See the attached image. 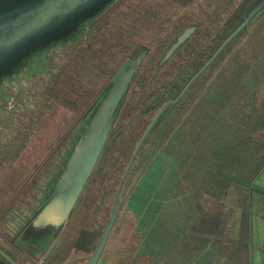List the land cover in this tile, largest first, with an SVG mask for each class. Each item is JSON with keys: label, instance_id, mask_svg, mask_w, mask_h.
Instances as JSON below:
<instances>
[{"label": "rangeland", "instance_id": "obj_1", "mask_svg": "<svg viewBox=\"0 0 264 264\" xmlns=\"http://www.w3.org/2000/svg\"><path fill=\"white\" fill-rule=\"evenodd\" d=\"M182 1L184 2V0ZM184 4L185 6L181 0H126L118 7L113 4L100 17L107 15L112 18L109 21H100L98 32L92 30L81 34L80 39L83 45L72 56L75 58L74 61L66 64L69 61L68 58H72L69 56L70 51H66L64 47H59L60 49L53 47L46 54L45 63L38 66L37 74L22 78L20 83H15L6 89L7 94L0 101V245L14 258L16 255L9 248L7 239H11V236L28 217L27 205L31 204V211L33 210L31 199L36 195L35 199L37 200L38 196H42L43 192L55 182V178L63 167L70 148L83 126V114L86 108L99 90L107 84L121 65L122 60L129 55L128 51L133 50L139 42L143 46H147L148 52H151L149 49L152 44L158 45V49L162 50L165 44L161 46L159 41L165 39L169 33H173L177 25L169 27L170 24L165 22L168 18L179 21L176 19L179 16L186 17L188 15L187 18L192 16L201 22V33L214 30L215 25L225 20L228 7L233 9L238 1L190 0L189 2L185 1ZM147 12H150L151 16ZM260 14L258 23L249 31L253 32L252 38H256L264 46V17L262 12ZM249 31L239 36L222 55L220 62H215L211 68L213 69L219 62L220 70L222 69L224 74H229L235 69L242 70L243 74L239 79L240 87L244 83L254 84L252 78L245 79L248 76V71L251 68L252 70L260 69L259 75L264 65V61L260 65L252 63L253 58H258L260 53L263 54V51L261 48L253 50ZM194 36L197 40L200 37ZM90 43L92 44L90 45ZM160 50L150 53L144 63L143 72L129 89L123 107L125 111L123 112L122 107L120 108L121 111L114 123L118 135L109 151L111 157L101 161V167L97 174L99 182L89 185L88 197L92 198L94 195L93 188L95 193L98 192L96 196L98 198L96 205H98L93 214L94 219L108 220L110 208L121 182L117 203L121 202V205L126 209L121 221L135 222L132 210L136 209L140 215L139 220H148L150 217H147V209L150 207L155 213L156 210L159 214L165 212L171 230L176 231L180 220H178L179 214L183 216L180 205L175 203V206L171 205L177 193L176 188L181 187L184 191L183 194L188 195H191L192 192L198 195L208 189L211 191L218 189L217 183L220 182L218 175L226 171H224L223 163L215 162L216 157L221 156L225 151L234 156L236 149L240 146V154L246 158V156L248 157L247 152L258 148V145L264 141L262 125L264 110H262L261 116L259 112L260 109H264V84L258 85L257 90L253 93L246 90V87H241V90L239 86V89L237 88L239 90L237 95L240 98L244 97L249 102L248 112L246 116L242 117L243 120L250 126H259L254 132L245 130L246 127L242 123L239 131H233L232 135L230 134L226 139L221 136L220 142L208 136L204 139L205 142L214 144V146L209 147L205 157H200L198 149L194 155L193 147L195 145H193L187 157L171 155L161 157V154H158V149H154L147 158L153 142L151 139L140 146L122 180L123 163L127 161L123 155L127 151L126 146H129L133 138L139 137L155 111L159 109V105L150 108L157 91L164 84V80L159 79L158 72L164 70V77L168 69L173 70L172 66L168 68L166 66L157 73L155 72V62L161 54ZM71 64L75 65L73 69L70 67ZM61 65L63 66L58 70ZM202 80L203 78L198 80L195 87L203 83ZM191 94L192 92L187 96ZM193 96H196L195 93ZM230 97L228 98L230 99ZM186 106L187 103L184 100L180 102L176 112L170 118L168 127L175 124ZM254 110L255 112H252ZM220 111H222L221 108L217 109L216 113ZM222 113L225 114L224 111ZM179 140L175 143H178ZM217 144H222V146L215 147ZM235 173L238 178H241L239 173ZM245 181L239 182L242 184ZM251 181L264 185V160L259 165L257 172L251 175ZM222 183L224 186L227 181L222 179ZM101 185L103 189L99 188ZM134 188L135 190H133ZM153 189H157V195H148ZM162 196L165 198L163 199ZM204 196L202 194L200 199ZM221 197L224 198V196L212 195L209 202L203 198L199 205L205 211L221 213L222 230L225 236H232L234 232H238L240 212L242 218L248 212L253 251L251 264H258L257 250L264 248V195L256 190H253L252 193L249 189L235 190L230 206L232 210H224L219 206L218 201L221 200ZM145 198L146 201L148 200V205L144 201ZM246 198H248L249 210L245 206ZM231 220L234 224L233 227ZM127 225L129 224L127 223ZM231 229L233 230L231 231ZM243 231L242 223L241 234H244ZM32 234L25 233L22 240L18 242L28 253L37 255L47 247L51 238L39 239ZM122 238L126 239L127 234ZM111 240L113 239L111 238ZM122 242L121 239L118 243L122 244ZM183 242L187 244V247H192L191 240L184 237ZM148 245H150L149 242H147V248ZM208 261L215 263L212 259ZM232 263L236 264L234 261ZM179 264L187 263L181 259Z\"/></svg>", "mask_w": 264, "mask_h": 264}, {"label": "water", "instance_id": "obj_2", "mask_svg": "<svg viewBox=\"0 0 264 264\" xmlns=\"http://www.w3.org/2000/svg\"><path fill=\"white\" fill-rule=\"evenodd\" d=\"M125 1L126 0H0V90H2L0 92V101L3 96L7 94V88L15 85V83H20L22 78L37 74L38 66L45 63L46 54L53 47H64L66 51H70V57L75 55L76 51L83 45L80 39L81 34L92 30L98 32L100 21H109L112 18L107 17V15L100 18L106 10L113 4L115 7H118ZM185 1L189 2L190 0H184V2ZM237 1L238 4L233 9L228 7L225 13V16L227 15L225 20L215 25V29L207 33L200 32L201 22L192 16L190 18H187L188 15L186 17H178L184 24L183 30L180 31L171 42L168 41L166 43L167 46H163L164 48L160 50L161 54L155 62V72H157V70L164 67H161L162 65L170 61L173 57V60L169 63V65L173 67V70L169 71V74L167 73L168 75L166 74L163 78L164 84L157 91L156 97L150 105V108L159 105V109L139 137L132 152L131 159L135 156L140 146L152 139L151 151L147 155V158H149L160 139V135L167 120L180 104L183 97L198 82L200 76L222 57L239 36L256 26L261 12L264 17V0ZM181 2L185 6L182 0ZM249 32L253 50H259V48H261L263 51V54L260 53L258 58H253L254 60L252 62L260 65L264 61V46H262L260 41L256 38H252V31ZM194 35L200 36L199 39L197 40ZM191 41L193 42L190 43ZM91 44L92 43H90V45ZM146 51L147 46H144L143 50L138 55L133 54L128 56L109 79L102 91L86 108L83 114L84 123H82L83 126L81 125L82 128L80 133L72 144L71 150L67 155L68 157L55 178L56 180L53 182L50 191V187L48 188L49 195L42 204V206L46 205L44 211H46L47 214L41 213L39 218H36L37 221H40L39 224L43 223L45 219H49L53 223L57 219L58 222L68 215L83 185L86 184L91 174L110 151L118 135L116 128H114L116 114L123 102L125 93L131 84L133 76L138 71L139 64L144 58ZM68 60L66 64H70L75 58H68ZM62 66L63 65L59 66L58 70ZM262 67L259 75L258 71H260V69L252 70L251 68L245 79L250 77L255 83H244L241 87H246V90L253 93L257 90L258 85L264 84V65ZM249 80L251 81V79ZM238 89L221 109L225 114L222 113V111L217 114L214 121L208 127L204 137L195 145L194 155L198 149L197 152L200 157H205L209 147L214 146V144H207L205 142L206 140L204 139L208 138V136L220 142L221 136H224L226 139L230 134L232 135L233 131H239L240 127H236L242 123L246 127L245 130L254 132L259 128L257 125H248L242 118L246 116L249 107V102L245 98L241 99V101L237 100L235 101L236 104H233L234 100H232V98L240 97L237 95ZM237 104L239 106H235ZM227 109H232L234 111L233 114L229 113L231 118L226 117ZM262 110L264 109H260L259 111L260 116ZM252 112H255V110ZM223 122L224 124L222 125ZM262 125L264 127V117H262ZM235 137L237 138V135ZM220 146H222V144H217L215 147ZM258 146V148L247 152L246 154L248 157L246 156V158L243 159L240 154V146L236 149L235 155H237V157H235V155H229L227 151L219 156L221 159L216 157L215 162L223 163L224 171H226L218 175L220 182L217 183L219 188L222 189V187L225 186L226 189L222 191L224 198L222 199L221 197V201H218L222 209L232 210L230 206L232 204L234 191H238L240 188L249 189L251 193L253 190H256V192L264 195V185L251 181V175L257 172L259 165H261L264 160V141ZM235 166L242 171V173L240 171L237 172L240 174L239 177L241 178H238L235 175L236 173H232V168ZM226 167L229 168L226 169ZM126 172L127 168L124 171L123 177ZM222 179L227 181V184L224 186ZM239 181L245 182L241 184ZM221 189L216 191L220 192ZM176 190L177 193L175 194V198H180L179 194H182L183 189L178 187ZM117 197L118 192L115 196L110 219L95 250L88 255L87 264L98 263L121 205V202L117 203ZM247 201L248 198H246L245 206L249 210ZM192 208L193 206L189 198L186 197L183 209L181 207L183 219H185L186 222H188L192 216ZM56 214H59L61 217L57 218L55 216ZM232 220L231 225L233 227L234 224H232ZM239 220L238 232H234L232 236H225L223 233L219 239L244 244L247 247L248 254L246 264H251L253 251L248 212L247 234L244 238L241 234V224L243 221L241 212ZM40 225L41 230L47 227L42 224ZM232 230L233 229H231V231ZM185 237L191 241L194 239L200 244L202 248L200 254L202 255L199 254L200 258H198V256L196 258L199 264H233L232 261L223 258L219 251L210 246L207 241L209 238L208 236L206 237L201 234L189 232ZM263 249L264 248L257 250L258 264H264ZM192 251L193 247H187V244L183 242L180 250L176 252L181 253L185 257L187 264H192V260H190L191 262L187 261L189 258H192ZM177 256H179V254H177ZM0 258L1 264H18L1 248ZM209 259L214 260L215 263H209Z\"/></svg>", "mask_w": 264, "mask_h": 264}, {"label": "flooded vegetation", "instance_id": "obj_3", "mask_svg": "<svg viewBox=\"0 0 264 264\" xmlns=\"http://www.w3.org/2000/svg\"><path fill=\"white\" fill-rule=\"evenodd\" d=\"M106 35L108 36L107 33ZM143 48L138 49V50L130 49L128 51L129 55H127V57L133 54L138 55L143 50ZM127 57H125V59L122 60V63L127 59ZM147 57H148V51H146L142 61L145 58L147 60ZM166 66L168 68L171 65L167 64L164 67ZM143 68H144V62L139 64L138 71L133 76L131 84L129 85L128 90L125 93L123 101H125V98L128 97L127 94H129L128 92H129L130 87L132 86V83L135 82V79L143 72ZM169 71L170 69H168L165 72V74H167ZM163 73H164V70H162V72L160 71L158 72L159 79L163 80L164 78ZM105 86L106 84L99 90L96 96L102 91V89ZM122 103L120 107L122 106ZM120 107H119V111H120ZM156 112L157 111H155V113ZM131 155L129 156L126 163L124 164V169H123L124 171L126 168L128 171L131 163L135 159V156L132 157L131 159ZM99 165L97 166L96 170L91 174L86 184L83 185V188L81 192L79 193L78 198L76 199L75 203L73 204L71 210L69 211L66 217H63L58 222L56 219L54 223L50 221L49 219H45L43 223H40V224H42L43 226H47V227L41 230L40 229L41 225L39 224L40 221H37L36 218H39L41 213L47 214V212L44 211L46 208V205L42 206V204L47 199V196L49 195V193H48V190L44 191L42 196H38L37 200L35 199L36 197L35 195V197H33L30 201L31 203L33 202V207H34L33 210L31 211V207H32L31 204L30 206L27 205L28 210H26V212H28V217L25 219L21 227H19V229L11 236V239L10 240L7 239L9 248L13 250L12 252L15 253L16 258L10 255L4 249L3 246L0 245V248L3 251H5L6 254L11 256L18 264H65V263L66 264H87L88 255L92 253V252H89L88 250L89 247L92 246L91 244H89V242L92 241L91 243H96V246H97L103 234V231L110 219L112 208H113V203H114V202L112 203V207L110 208V214H109L108 220H105L103 218L102 220H98L97 218L94 219L93 214L95 213L96 206L98 205V204L96 205V202L98 200L96 196L98 192L95 193L94 192L95 189L93 188L92 193L94 195L92 196V198H89L88 197V187L90 184H95L99 182L98 178L96 179V181H93L91 179L93 174L97 172ZM124 171H123V174H124ZM124 177H122V180L124 179ZM51 186L49 188V191L51 189ZM120 187H121V182L117 189L118 197H119V193L121 190ZM99 188L103 189V186L101 185ZM133 190H135V188ZM118 197H117V202H118ZM125 211H126L125 206L120 205L118 212L116 214V218L112 225L111 231L109 233L108 239L106 241V244L104 246V249L101 253V256L97 264H142L143 253L136 252L138 249L141 250V248L143 247V245L138 244V242L140 241V233L134 221H129V222L121 221L122 215ZM103 214L101 215L102 217H103ZM55 216L57 218L61 217L59 214H56ZM127 223L129 225H127ZM133 228H136V229H133ZM25 233L35 235L39 239L48 237V238H51V240L49 241L47 239V241H49V243L47 244V247L41 250L39 254L32 255L28 253L26 249L18 242L19 240H22L23 235ZM126 234H127V238L123 239L122 237H126ZM130 234L132 235L130 236ZM111 238L113 240H111ZM121 239L123 240V242L122 244H119L118 242H120ZM149 255L150 254L148 253V256ZM153 256L154 254L152 253V257ZM166 256H168L167 253H166ZM0 264H1V258H0ZM148 264H153V260Z\"/></svg>", "mask_w": 264, "mask_h": 264}, {"label": "trees", "instance_id": "obj_4", "mask_svg": "<svg viewBox=\"0 0 264 264\" xmlns=\"http://www.w3.org/2000/svg\"><path fill=\"white\" fill-rule=\"evenodd\" d=\"M147 13L151 16L150 12ZM176 19L179 20L180 23L179 21L176 20H169V18L165 20L166 23L170 24L169 27L174 26L175 24L177 25L176 28L173 27L174 31L173 33L171 32L172 35L171 33H169V35L166 37L168 38V40H165L166 39L165 38L159 41V44H161V46L163 44L166 45V43H164L166 41L171 42L172 39L180 31L183 30L184 28L183 22L178 18ZM173 28L170 30L172 31ZM136 45L137 46L134 48V50H138L144 47L141 42L137 43ZM158 47H159L158 45L152 44L149 50H151L152 53L154 51L158 52L160 50V48L158 49ZM151 52H148V56H150ZM221 59L222 58L218 59L217 61L220 62ZM172 60L173 57L172 59H170V61H168L161 67L171 63ZM145 61L146 58L142 62L145 63ZM219 62L214 66L213 69H211L214 65L212 64L205 71V73H203L200 76L199 80L203 78L202 80L204 81L203 83H201L198 87H195L194 85L189 90V92L183 97L181 101L184 100V102L187 103V106L185 110L179 115L178 120L175 122V124L173 126L168 127L170 123V118L176 112L177 108L173 111V113L167 120L160 135V139L155 147V150L158 149L159 151L158 154H161V157L164 155L167 156L171 155L174 157H187L191 152L192 146L200 142V140L206 134L208 127L214 121L215 117L218 114V112L216 113L217 109L219 108L222 109L227 104L229 100L228 97H230V95L234 91H236V89L240 85L239 79L243 74L242 70L235 69L232 70L229 74H224L222 73V69L220 70ZM74 67L75 65L72 64L71 69H73ZM158 71L159 70H157V72ZM1 91L2 90H0V92ZM190 92H192V94L190 96H187ZM194 93L196 95L195 97L193 96ZM124 104L125 101H123L122 103L121 106L122 108L120 107L121 110L123 109ZM124 111L125 110L123 109V112ZM118 115H119V110L116 114V118L118 117ZM141 134L139 135V137L141 136ZM181 134H183V136H181ZM139 137L133 138L129 146H126L127 151L123 154L125 155L126 160L131 155L132 150L136 145V141L139 140ZM177 140H179V142L175 143V141ZM165 152H167L168 154H166ZM109 157H111V155H109L108 152V154L104 157V159L105 158L108 159ZM100 167H101V163L98 167L97 172H95L91 178L93 181H96V179L98 178L97 174L99 173ZM242 223L244 229L243 233L247 234V215L243 216ZM222 227H223L222 215L219 211H205L203 210V208L200 207L199 204L196 206L195 220H194V224L192 225L191 231H193L195 234H201V235L205 234L206 236H208L210 238L211 246H213L217 251H219L225 259L234 261V263L236 264H246L248 259L247 247L239 242H228L219 239L223 234ZM244 234H242L243 238L246 236ZM91 242L92 241L89 242V244L92 245L88 249L89 252H93V250L96 247V243H91ZM168 247H169V253H167L168 257H173L174 254H172L171 252L174 246L168 245ZM161 262L163 264L180 263V261H173L168 258H163L162 260L153 259V264H162Z\"/></svg>", "mask_w": 264, "mask_h": 264}, {"label": "crops", "instance_id": "obj_5", "mask_svg": "<svg viewBox=\"0 0 264 264\" xmlns=\"http://www.w3.org/2000/svg\"><path fill=\"white\" fill-rule=\"evenodd\" d=\"M243 98L244 97H241V98L240 97H236L234 99V97H233L232 98V100H234L233 104H236L235 101L241 100ZM235 106H239V105L237 104ZM229 113L233 114L234 111L232 109H229V111L226 112V117L227 118H231L229 116ZM238 127L241 128V125H237L236 128H238ZM241 158L243 159V157H241ZM234 160L237 161L236 159H234ZM227 168H229V167H226V169ZM238 171H240V170L236 166L232 168V173H235V172H238ZM240 172L242 173V171H240ZM220 189L221 188H218L216 190L219 191ZM216 190L211 191V189H208L207 192L204 191V192H202V193H200L198 195L195 192H192L191 195L183 194L184 191H182V194H179L180 198H174L173 199V201L171 202L172 207L175 206L174 205V203H175L176 205H180L182 207V209H183V205L186 202V197L189 198V201L191 202V205L193 206V208H192V210H193L192 214L193 215L191 216V218L189 219L188 222H186V220L183 219L182 214H179L178 220L179 219L180 220H179V225H178L176 231H172L171 230L170 225H169V223H168V221L166 219V213L165 212L159 214V212L156 210V213H155V211L151 210L150 207H149L147 209V217H150V218L148 220H143V219L139 220L140 219V215L138 214V211H137L138 209L132 210V212L135 215L136 227H137V229L139 230V233H140V241L138 242V244L139 245H143L141 250H139V249L137 250V253H139V252L143 253L142 264H148L153 259L162 260L163 258H168V259L173 260V261H181V259L185 260V257L181 253L176 252V251L180 250L182 242H183V238L186 235H188L189 232L194 233L193 231H191V228H192V225L194 224V220H195V209H196V206L201 203V200L203 198H205L206 200H208L207 202H209V201H211L212 195L213 196L214 195L215 196H223L222 191H225L226 189H225V187H222L220 192H218ZM157 192H158L157 189H153L151 191V193H149L148 195H157ZM216 192H218V193H216ZM202 194H204L205 196L200 199ZM162 198L164 199L165 197L162 196ZM144 201L148 205V200L146 201V198H145ZM177 217L178 216H177V213H176V218ZM185 239H188V238L185 237ZM207 241L210 244V239L209 238L207 239ZM147 242L150 243V245H148V248H147ZM191 244H192V247H193V251H192V254H191L192 258H189L187 261L192 260V262H193L192 264H197L198 261L196 260V258H197V256H198V258H200V255H202V254H200L202 248H201L200 244L194 239H193V241H191ZM168 245H173L174 246V248H173V250L171 252L172 254H174L173 257L166 256V253H169ZM210 246H211V244H210ZM143 249H144V251H143ZM148 253L150 254L149 256H148ZM152 253L154 254L153 257H152ZM177 254H179V256H177Z\"/></svg>", "mask_w": 264, "mask_h": 264}]
</instances>
